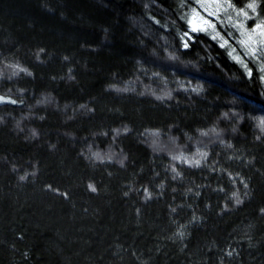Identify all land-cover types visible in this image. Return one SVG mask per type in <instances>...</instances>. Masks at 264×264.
Listing matches in <instances>:
<instances>
[{
	"label": "trees",
	"instance_id": "obj_1",
	"mask_svg": "<svg viewBox=\"0 0 264 264\" xmlns=\"http://www.w3.org/2000/svg\"><path fill=\"white\" fill-rule=\"evenodd\" d=\"M195 8L0 0V264H264V52Z\"/></svg>",
	"mask_w": 264,
	"mask_h": 264
},
{
	"label": "rangeland",
	"instance_id": "obj_2",
	"mask_svg": "<svg viewBox=\"0 0 264 264\" xmlns=\"http://www.w3.org/2000/svg\"><path fill=\"white\" fill-rule=\"evenodd\" d=\"M253 2L249 1L243 7L237 8L229 0H195L196 8L189 16L187 36L190 37L197 31L205 32L225 46L230 55L240 62L246 58L258 60L264 52V18L257 17L256 8L255 11L248 8ZM242 63L245 65L244 61ZM0 98L5 99L1 96ZM262 120L260 117L257 120L260 127H264ZM165 147L175 162L196 163L203 156L200 149L189 154L174 150L171 145ZM104 156V153L94 154L95 158Z\"/></svg>",
	"mask_w": 264,
	"mask_h": 264
},
{
	"label": "snow or ice",
	"instance_id": "obj_3",
	"mask_svg": "<svg viewBox=\"0 0 264 264\" xmlns=\"http://www.w3.org/2000/svg\"><path fill=\"white\" fill-rule=\"evenodd\" d=\"M248 8L252 9L253 11H255V8H256V4H255V2L250 3V4L248 5ZM244 14L247 15V13H244ZM257 27H260V25H257ZM261 123L264 124V120H262ZM93 190H94V189H93Z\"/></svg>",
	"mask_w": 264,
	"mask_h": 264
}]
</instances>
